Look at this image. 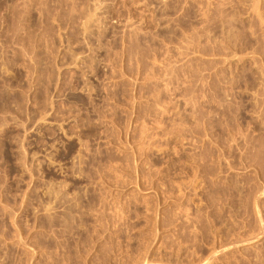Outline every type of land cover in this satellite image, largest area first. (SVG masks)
Segmentation results:
<instances>
[{"label": "rangeland", "instance_id": "obj_1", "mask_svg": "<svg viewBox=\"0 0 264 264\" xmlns=\"http://www.w3.org/2000/svg\"><path fill=\"white\" fill-rule=\"evenodd\" d=\"M0 264H264V0H0Z\"/></svg>", "mask_w": 264, "mask_h": 264}, {"label": "bare ground", "instance_id": "obj_2", "mask_svg": "<svg viewBox=\"0 0 264 264\" xmlns=\"http://www.w3.org/2000/svg\"><path fill=\"white\" fill-rule=\"evenodd\" d=\"M256 2H257V1H256ZM255 4H256V3H255ZM255 4H254V5H255ZM257 4H258V2H257ZM252 5H253V4H252ZM252 5H251V6H252ZM260 5H261V4H260ZM185 7H186V6H185ZM197 7H198V6H197ZM257 10H260V9H258V7H257ZM258 15H259V14H258ZM87 21H88V20H87ZM253 30H254V29H253ZM194 40H195V39H194ZM199 41H201V40H199ZM194 42H195V41H194ZM207 42H208V41H207ZM191 43H192V42H191ZM193 45H194V44H193ZM195 45H196V44H195ZM189 46H190V45H189ZM198 46H199V45H198ZM194 47H195V46H194ZM220 52H221V51H220ZM199 53H200V52H199ZM194 54H195V53H194ZM181 55H182V54H181ZM137 57H138V56H137ZM243 58H244V57H243ZM255 64H256V63H255ZM199 66H200V65H199ZM196 67H197V66H196ZM199 72H200V71H199ZM247 92H248V91H247ZM203 97H204V96H203ZM260 113H261V112H260ZM210 143H211V142H210ZM216 144H217V143H216ZM222 147H223V146H222ZM175 148H176V147H175ZM178 154H179V153H178ZM223 155H224V154H223ZM223 155H222V156H223ZM218 156H219V155H218ZM220 162H221V161H220ZM229 165H230V164H229ZM230 166H231V165H230ZM197 169H198V168H197ZM216 174H217V173H216ZM191 179H192V178H191ZM193 179H194V178H193ZM204 181H205V180H204ZM179 188H180V187H179ZM178 190H180V189H178ZM181 190H182V189H181ZM180 198H181V197H180ZM255 206H256V204H255ZM177 211H178V210H177ZM259 212H260V211H259ZM22 241H23V240H22ZM20 242H21V241H20ZM25 243H26V242H25ZM25 243H24V244H25Z\"/></svg>", "mask_w": 264, "mask_h": 264}]
</instances>
